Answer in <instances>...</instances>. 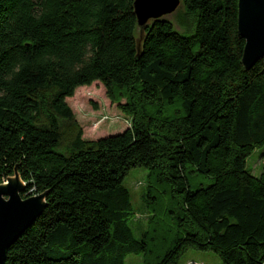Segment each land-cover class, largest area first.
<instances>
[{
  "label": "trees",
  "instance_id": "16d2710c",
  "mask_svg": "<svg viewBox=\"0 0 264 264\" xmlns=\"http://www.w3.org/2000/svg\"><path fill=\"white\" fill-rule=\"evenodd\" d=\"M134 3L0 0V184L18 168L24 198L49 192L6 264H180L189 251L264 264V151L261 177L247 170L264 150V59L243 67L239 0H181L179 28L162 18L143 38ZM95 83L132 125L87 141L67 100ZM136 168L171 195L159 209L149 189L139 240L124 185Z\"/></svg>",
  "mask_w": 264,
  "mask_h": 264
},
{
  "label": "rangeland",
  "instance_id": "374dc122",
  "mask_svg": "<svg viewBox=\"0 0 264 264\" xmlns=\"http://www.w3.org/2000/svg\"><path fill=\"white\" fill-rule=\"evenodd\" d=\"M176 12L166 17L177 28ZM125 102V100H122ZM67 104L73 110L76 125L83 131V139L95 141L103 137L123 133L132 125V119L124 115L117 105H113L107 97L106 90L100 83L90 87L78 89L75 96L67 100ZM73 138V127L65 126L63 135V147L66 148ZM262 149L256 150L247 160V170L259 178L263 172ZM125 187L131 194V203L135 212V218L130 222V227L135 237L139 240L142 233L148 230L155 217L151 215L148 203H151L150 190L158 198L155 205L160 209V200L165 209L171 204V195L168 187L161 186L154 178H151L144 168H136L129 172L124 181ZM150 189V190H149ZM155 197V198H156ZM171 226V224H169ZM126 264H143L142 255L132 254L128 256ZM180 264H223L219 257L212 252L189 251L181 259Z\"/></svg>",
  "mask_w": 264,
  "mask_h": 264
},
{
  "label": "water",
  "instance_id": "95a60500",
  "mask_svg": "<svg viewBox=\"0 0 264 264\" xmlns=\"http://www.w3.org/2000/svg\"><path fill=\"white\" fill-rule=\"evenodd\" d=\"M180 5L181 0H135L141 38L151 22L173 15ZM238 33L245 40L242 64L250 71L264 59V0H239ZM26 191L27 184L18 168L0 184V264H6L10 247L37 222L48 206L49 192L24 198Z\"/></svg>",
  "mask_w": 264,
  "mask_h": 264
}]
</instances>
